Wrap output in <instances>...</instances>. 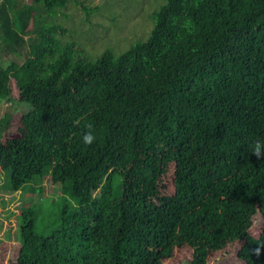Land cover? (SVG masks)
Instances as JSON below:
<instances>
[{"label": "trees", "instance_id": "16d2710c", "mask_svg": "<svg viewBox=\"0 0 264 264\" xmlns=\"http://www.w3.org/2000/svg\"><path fill=\"white\" fill-rule=\"evenodd\" d=\"M157 4L145 40L90 58L61 21L74 5L90 22L84 0H0V52L29 49L0 62V106H29L18 135L3 140L0 118L3 187L26 200L11 264H163L182 247L184 264H207L237 241L243 264H264V158L251 153L264 0Z\"/></svg>", "mask_w": 264, "mask_h": 264}, {"label": "rangeland", "instance_id": "374dc122", "mask_svg": "<svg viewBox=\"0 0 264 264\" xmlns=\"http://www.w3.org/2000/svg\"><path fill=\"white\" fill-rule=\"evenodd\" d=\"M29 1V0H27ZM93 11L89 16V21L84 19V12L81 6L71 5L65 9L69 14L67 19L62 18L65 26H69L72 36L76 39L78 46L83 50V54L90 58L98 57L104 50L111 49L115 52L128 48L136 41L145 40L151 28L153 20L150 13L160 6L157 4L162 0H84ZM114 18V19H113ZM129 41V42H128ZM117 47V50L115 48ZM28 46L24 47L18 54H6L0 52V62L7 65L11 60L22 63L27 57ZM17 95V92H14ZM29 109V106L17 101H3L0 106V118L5 112L11 115L10 125L4 133L3 140L18 135L21 115ZM168 177L162 178V183ZM5 181L4 174L0 170V264L13 263L18 254L19 241L17 231L19 227L20 214L25 205V198L21 191H10L3 187ZM44 194L51 195L55 190L49 176L43 180ZM38 195V194H35ZM70 198V196H66ZM58 199V196L56 197ZM262 219L259 215L254 217V222L250 232L258 235L261 231ZM241 245L240 241L229 244L220 252L212 253L207 264H243L238 258L237 252ZM191 249L177 248L174 255L163 264H184L191 258Z\"/></svg>", "mask_w": 264, "mask_h": 264}, {"label": "clouds", "instance_id": "9594fccd", "mask_svg": "<svg viewBox=\"0 0 264 264\" xmlns=\"http://www.w3.org/2000/svg\"><path fill=\"white\" fill-rule=\"evenodd\" d=\"M89 128H91L90 125ZM95 141H96V136L93 134L91 130H89L83 135L84 144L92 145ZM251 153L258 159L264 158V138L257 139L256 141L253 142L251 146ZM257 254H260L259 249L257 250Z\"/></svg>", "mask_w": 264, "mask_h": 264}]
</instances>
